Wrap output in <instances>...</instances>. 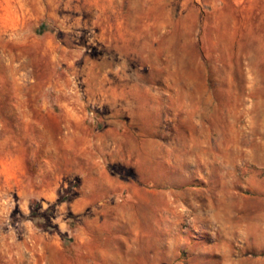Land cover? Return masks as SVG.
I'll use <instances>...</instances> for the list:
<instances>
[{
    "label": "rangeland",
    "instance_id": "obj_1",
    "mask_svg": "<svg viewBox=\"0 0 264 264\" xmlns=\"http://www.w3.org/2000/svg\"><path fill=\"white\" fill-rule=\"evenodd\" d=\"M0 264H264V0H0Z\"/></svg>",
    "mask_w": 264,
    "mask_h": 264
}]
</instances>
